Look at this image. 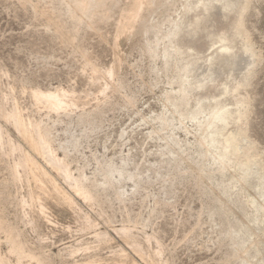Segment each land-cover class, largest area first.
I'll return each instance as SVG.
<instances>
[{
    "label": "rangeland",
    "instance_id": "374dc122",
    "mask_svg": "<svg viewBox=\"0 0 264 264\" xmlns=\"http://www.w3.org/2000/svg\"><path fill=\"white\" fill-rule=\"evenodd\" d=\"M111 1L88 24L90 12L80 14L71 0H0V103L7 111L15 105L24 119L48 129L54 154L93 194L84 201L72 193L39 156L72 202L43 177L46 192H36L46 216L39 215L40 204L28 198L34 182L23 179L20 169L23 181L10 187L14 197L28 200L24 221L15 200L0 205L1 215L52 264L88 259L94 264H264V189L257 181V168L264 170V0H247L243 14L253 55L236 38L237 51L224 52L216 63L206 57L231 33L233 5L241 0H230L229 10L220 0H205L213 8L204 11L199 3L188 13L186 1L194 5L195 0H154L121 35L117 23L130 0ZM201 14L205 18L192 27L182 21ZM177 30L176 36L170 34ZM175 48L188 55L178 53V63L167 64L164 51L174 55ZM180 64L189 71L175 72ZM108 69L113 75L102 78ZM242 79L244 86L222 91ZM180 87L190 94L188 102L177 94ZM35 88L66 90L74 103L49 111L30 96ZM174 96L178 108L172 105ZM240 97L246 101V120L229 123L224 132L243 126V153L228 151L224 169L217 143L200 154L198 122L215 99L234 109ZM1 120L2 134L8 135L0 145V186L9 176L4 166H13L19 156L9 144L26 148L13 125ZM247 151L256 163L248 177L242 164ZM199 163L201 170L195 167ZM239 173L246 175L245 182ZM123 226L131 230L139 254L114 231Z\"/></svg>",
    "mask_w": 264,
    "mask_h": 264
},
{
    "label": "bare ground",
    "instance_id": "6f19581e",
    "mask_svg": "<svg viewBox=\"0 0 264 264\" xmlns=\"http://www.w3.org/2000/svg\"><path fill=\"white\" fill-rule=\"evenodd\" d=\"M71 1L75 3L74 8L80 14H86L87 11L90 12V15L88 16V24H91V21L94 19V17H98L100 15L99 11H101V9L107 5L108 0H71ZM153 1L154 0H130L128 8H126L124 12L121 11L123 14L117 23V33H119L121 35V33L125 34V31L131 30L134 27L135 20L137 17H139L140 12L142 10H145L146 8L148 9L149 5L151 8V4L154 3ZM220 1H221V6L223 8H225L226 10L231 9L232 4H231L230 0H220ZM110 2H113V1L110 0ZM190 3H192V0ZM193 3H195V4L191 5V4H189V2L186 1L184 13H188L191 9L195 10L196 5L199 3H201V9L204 11H207V10L213 8V6L206 3L205 0H195ZM246 8H247V0H241L239 5H237V4L233 5V10L236 12V14L233 17V26L231 29V33L229 32L230 34L223 35L222 38L219 40L220 44L217 47H215L214 50L212 49L213 51L208 54L211 56V57H206L207 60L209 61V63H214V62L216 63L217 60L219 61L220 59H217V58H220L224 54H226V53H224L226 51L228 53H232L233 48L237 51L236 47H234V45H232V42L236 38L241 39V42L243 43L242 49L244 50V52H250L251 53L250 55H253L252 48H251L250 43L248 41L247 32L245 31L244 26H243V14H244ZM225 14H226V12H225ZM183 16H184V14H183ZM183 16L181 18H183ZM101 18H104V16L102 15ZM204 18H205V15L201 14V15H197V17L194 20L193 19L187 20V19L183 18L182 21H185V23L188 26L192 27L193 24L194 25L199 24ZM48 23L51 24V22H48ZM53 24H55V23H53ZM188 31H191V30H188ZM178 32H179V30H177V32L173 31L170 34L172 36H176L178 34ZM182 32H180V34ZM167 35H168V33H167ZM64 38H66V37L64 36ZM177 38H176V40H177ZM170 41H171V38H170ZM176 46H179V45L176 44ZM178 48L181 49V46H179ZM179 49L175 48L174 55H169L168 50L164 51V57H165L167 64H169L173 60H174V62L178 63V59H177L178 53L180 55H185V54L188 55L187 51H185V50L180 51ZM149 50H152V48L150 47ZM238 50H239V48H238ZM240 50H241V48H240ZM255 57H256V55L254 56V59H255ZM252 58H253V56H252ZM194 60H195V58H194ZM252 61H253V59H252ZM191 64H193V62ZM179 68H180V70H174V71L175 72H181V71H187L188 72L189 71V66L187 67V65H185V64H180ZM92 70H93V73L95 76H98V75L100 76V73L98 72V70L95 67H92ZM113 71L114 70H112V69H108L106 72H104V74H101L102 78H103V76L104 77L112 76L114 73ZM178 74L179 73H177L176 75H178ZM246 74L243 75L245 78H246ZM237 75H239V74H237ZM233 78H234V75H233ZM192 79H193V77H192ZM190 80L191 79H186V82L188 84L189 83L192 84L193 80L192 81H190ZM199 81L200 82L197 83V86L201 87L203 85V83L201 82V80H199ZM194 82H197V81H194ZM244 83H245V79H242L239 82H236L235 84H233L232 86H226L225 85L223 87L222 91L233 92L238 86H244ZM178 90L179 91H177L178 92L177 94H180L182 96L183 101L188 102L190 99L189 98L190 94L188 95V93L186 92V89L184 87L183 88L180 87ZM65 91H63L62 89L61 90L55 89L52 91H42L39 89H36V90L33 89L32 92L30 91V96L33 98L35 103L42 104L49 111L57 112V111H60L62 109L63 110L68 109L67 108L68 107L67 102H69L68 104H70V102H73V100L70 101L69 99L66 98L67 94L65 93ZM198 97H197V99H198ZM237 97H239V96H237ZM167 99H170V97L167 96ZM238 102L240 103V105L236 106L234 109H232V108L229 109L226 107L227 103L222 104L219 102V100L217 98V100L215 99V103H213L212 105L209 104V106H211V110L207 114V116L202 121L198 122V128L201 131V133L197 137V142L200 145V147L203 148V153L200 152V154H203L205 156L209 152V145L217 143L218 144L217 149L219 150L217 153V157H218V159H220L221 164H222L221 167H223L224 169L226 168L225 165L228 163V160L226 159V154L228 153V151H232L234 153L242 151V153H243V150L241 147L242 146L241 141H243L245 139V132H244V129L242 128L243 126L241 127L240 125L237 126L235 124L237 127L235 125H234V127H236V128H233L229 131L224 132V129H226V127L229 123L233 122V123L238 124L239 121L246 120V116H247V111L245 108L246 101H245V99H241V97H240ZM178 104L179 103L177 101V97L174 96L173 100H172V105L175 106L176 108H178ZM196 104L197 105L202 104L200 102V99L196 102ZM70 105H73V104H70ZM3 107H4V105H2V102H1L0 103V117H1V119L4 121V123L7 122V124L9 123L10 125L11 124L13 125L14 129L16 130V133H18V135L20 136V139H22V141L25 143L26 148H24L22 146V144H19V143H14V142L12 143L11 142L9 144L11 151H18L19 156L17 155L18 158L16 159V162L13 161V162H15L13 166L12 165L11 166L8 165L9 167L4 166V168L8 171L9 176H8V178L4 179L5 181L3 183H1L2 185L0 186V205L4 204L5 202L6 203L11 202V200H15L16 205L18 206V210L21 211L20 220L24 221L23 216L25 217V214L22 213V210H24V208H26L25 206L27 205L28 200H26L23 196H20V198L14 197L15 194L12 193V191H11L12 188L10 187L11 184H17V182L20 184V180H22V178L23 179L26 178L27 179L26 181H28V182L32 181V180L34 182V187L32 186V188H30V186H29L30 189L28 188L29 189V191H28L29 197L28 198H30V200L32 202H36L37 204H40L38 207L39 209L37 210L39 215L42 214V216H44V217L46 216V214L44 215V208H43L41 202H39L40 196H38L37 195L38 192H36V190L41 191V192H44V191L46 192V190L44 189V185H43L44 183L42 182L43 177L46 178V181L48 180L51 182L54 192H56L58 194H62V196L64 197V199L67 202L70 201V199L68 197L69 195H67L69 192L66 193V191H63L61 188H59V186H57V184H55L56 181H55V183L53 182L54 176L52 177L51 175L49 176V174H48L49 170H51V169H49L48 173H47L46 168H43L40 165V163L38 162L39 156L42 157L47 162V165L49 164L54 168L55 172L60 177H62L63 180L70 186V190H71V188H72V191L74 190L72 193L75 192V193L79 194V197L82 196L84 201H85V199H90V198L93 199V197H91L93 195V194L91 195L92 191L90 192V190L88 189L89 186L87 188V185L84 184L85 182L83 183L84 179L80 178V176L79 177H73L74 175L72 172L70 173V169H69L68 165L66 164V162L64 160H62V158H59V156H57L56 153L54 154V152L56 150L53 152L54 149H52V147H51L50 138H49L48 132H46V131H48V129L45 128L46 130H44V128H42V126L38 122H33V121L31 122L29 120H26L27 118L24 119L23 116L21 115V113L18 111V108L15 105L13 108L11 106V109L8 111H7V109L5 110V108H3ZM69 107H71V106H69ZM7 108H9V107H7ZM178 111H179V109H178ZM179 112L183 116V113L181 111H179ZM191 115H192V119H195L196 113L191 112ZM233 123H231V124H233ZM5 134H7V133H5ZM5 134H2L1 124H0V145L2 143H4L3 142V139H4L3 135H5ZM13 139H14V137H13ZM10 140H11V138H10ZM247 141H248V139H247ZM247 144H249V143H247ZM0 148H2V147H0ZM1 150H3V149H1ZM4 150H5V147H4ZM247 150H248V146H247ZM4 152L5 151H3V153ZM17 156L15 154V157H17ZM243 157L244 158L242 160V164L247 166V177H248L250 175V173L252 172L251 167L252 166L255 167L256 163L253 159V156L251 154H249L248 151L243 154ZM193 162H194V160H193ZM189 163L191 164V162H189ZM200 163L195 165V167L200 165V170H201L202 164H200ZM191 167H192V164H191ZM0 169L2 171V168H0ZM20 169H22L25 177L21 178L22 175L20 174ZM198 170L199 169H197V171ZM257 171H259V173L257 175L258 179H257V177H256V179H257V181H259V185H261L262 188L264 189V170L257 168ZM252 173H254V172H252ZM81 176H83V174ZM239 177H241L242 183L246 181V178H247L246 175H243V174L241 175V173H239ZM22 181H21V183H23ZM24 182H25V180H24ZM230 186H231V184H230ZM232 187H234L233 189H235V186H232ZM235 192H236V189H235ZM28 193H27V196H28ZM4 195H8V197H4ZM229 195H231V194H229ZM82 197H80V198H82ZM92 199H90V200H92ZM72 200L73 199L71 197L70 203L72 202ZM248 201H249V199H248ZM87 202H88V200H87ZM250 203H251V201H250ZM253 203L254 202H252V204ZM31 205H33V204L31 203ZM34 205H36V204H34ZM6 219L7 218H5L4 216L1 215V211H0V264H52L48 255L42 254L35 247L30 246L27 243L26 239L21 236L17 226L13 225V223L11 224ZM48 220H50V219L48 218ZM114 231H116L124 239L128 240V242L131 243V245L135 248L134 250L137 251L136 253H138V252L140 253V249L138 248L139 245H136V244H134V242L133 243L131 242L132 232L129 228L123 226V227L116 228V229L114 228ZM2 244H4L6 247L5 252H2ZM252 244H253V242H252ZM257 244L259 245V243L255 244V247H254L255 249L256 248L259 249L257 247L258 246ZM252 247H253V245H252ZM67 264H94V263H92V261H90L88 259V261H85V260L81 261V262L73 261V262L67 263Z\"/></svg>",
    "mask_w": 264,
    "mask_h": 264
}]
</instances>
